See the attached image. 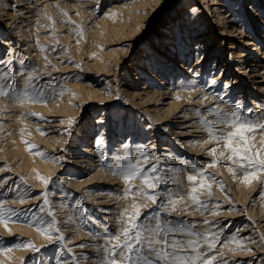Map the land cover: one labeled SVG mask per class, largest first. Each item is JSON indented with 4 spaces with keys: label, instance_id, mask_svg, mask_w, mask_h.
<instances>
[{
    "label": "bare ground",
    "instance_id": "obj_1",
    "mask_svg": "<svg viewBox=\"0 0 264 264\" xmlns=\"http://www.w3.org/2000/svg\"><path fill=\"white\" fill-rule=\"evenodd\" d=\"M58 13L83 23L82 38H71L66 30L63 33L66 28L61 29L59 18L52 24L46 17H58ZM159 22L160 29L156 27ZM54 26L62 32L68 50L83 51V71L74 81L61 82L62 75L50 70L47 77L42 75L45 66L41 61H49L45 57L50 55L47 51L42 55L38 43L49 40L44 33ZM107 36H125L116 42L126 49L97 45L95 41ZM0 69L10 71L13 93L23 92L26 77L34 73V88L28 92L39 91L44 101L21 105L0 98V109L6 112L0 113L1 129L8 131L4 147L5 131L1 132L0 149L7 148L10 157L26 170L27 180L34 181L35 189L45 187L42 180L46 179L50 181L46 187L60 191H48L49 203L67 219L63 221L75 220V210L80 215L84 211L102 214L100 221L106 225L98 227L94 241L98 254L92 263L100 264L103 258L101 237L119 233L123 226L120 213L130 209L137 190L147 188L143 176L128 184L123 179L129 164H136L145 151L149 158H140L143 175L155 166V176L161 177L159 187L154 188L160 191L158 202L167 204L169 197L177 201L175 211L171 205L167 212L161 211L163 226L199 234L170 233L169 240L185 246L189 240L197 241L201 253L222 257L214 264H264V244L260 243L264 173L245 183L243 172L227 159L223 142L209 139L198 115L214 121L208 109L218 106L230 112L239 104L247 110L245 115L264 123V0H0ZM217 96L223 99H214ZM28 117L36 120L33 125L39 130L34 136L48 145L42 153L49 159L39 155L35 159L24 152L21 139L29 135L20 134V129L30 122ZM211 127L223 135L233 131L223 124ZM262 134L264 129L255 133L253 152L262 147ZM71 135L74 138L68 143ZM97 141L102 143L97 145ZM53 157L60 159L51 162ZM213 162L215 167H207ZM196 168L216 181L209 179L210 189H199L198 178L195 195L199 204L191 200L192 185L187 180ZM129 186L132 192L125 198ZM93 188L107 192L93 193ZM208 199L222 203L226 199L229 204L224 206L230 210L223 211L220 203ZM148 220L141 224L154 228L153 219ZM28 228L20 231L32 236L35 244L46 240L35 227ZM209 233L216 241L211 251L201 238ZM234 236L235 243L231 242ZM24 251L7 253L4 261L16 264Z\"/></svg>",
    "mask_w": 264,
    "mask_h": 264
},
{
    "label": "snow or ice",
    "instance_id": "obj_2",
    "mask_svg": "<svg viewBox=\"0 0 264 264\" xmlns=\"http://www.w3.org/2000/svg\"><path fill=\"white\" fill-rule=\"evenodd\" d=\"M64 15L66 16L67 13H64ZM49 19L51 18L49 17ZM68 22L70 23V21ZM81 34L82 32H77V35ZM41 50L43 51V49ZM34 75L35 74L33 73L26 77L25 89L23 92L17 91L13 93L10 71L0 69V98H11L13 102L21 105L28 102L43 103L44 101L41 98L42 94L39 91H36L35 94H30L28 92V88H34V85L32 84ZM211 83L213 85L216 84L215 78L211 80ZM224 87H227V85H224ZM177 99H179V97H177ZM203 99L207 100L208 96L205 95ZM214 99L222 100L223 98L217 96L214 97ZM245 112H247L246 109L242 110L241 105L236 104L230 112H223L218 106L216 108L208 109V113L215 116L216 119L214 121L203 119V114L198 113V115H201L199 123L207 129L209 139L215 141L217 144L223 142L224 147L229 152L227 159L236 163L238 168L244 174V182L248 183L252 179L258 178L259 174L264 173V155H262V153H264V134L261 135L260 140L262 147L255 152L252 151L255 147V133L257 130L264 129V123H262L260 119L253 120L250 116L245 115ZM67 123L71 125L73 121L69 120ZM214 123L223 124L232 128L233 131L223 135L211 127ZM101 143L102 141H97V145ZM29 147L31 148L34 146ZM211 152L215 155L216 149H212ZM36 154L45 159H49L42 152H37ZM100 156L101 159L104 158L102 152L100 153ZM220 156L223 157L224 153L221 152ZM141 157L145 160L149 158L147 152L141 151L137 157L138 162L136 164H129V171L126 174H123V179L125 183L128 184L132 179L143 176L142 183L147 188L154 189L157 186V183L161 181V177L155 176L158 169L154 166L151 169V175H143L144 169L141 167ZM59 159V157H53L51 158V162H56ZM158 163L159 160L157 158V164ZM215 166V162L207 165L209 168ZM193 171L195 174L188 175L187 177V180L192 185L190 198L194 203L199 204L200 202L195 193L199 189H210L211 185L207 183L209 179H212L213 182L216 181L215 178H210L206 175L204 169L196 168ZM229 172H232L233 175H235L232 168H229ZM197 181L199 182V189L196 186ZM42 182L46 186L50 183V181L46 179L42 180ZM4 183H6V179L0 180V185ZM20 183L24 184V181L21 179ZM220 187L223 188L222 183L220 184ZM124 192L125 198H128L132 192L131 187H126ZM137 194L151 201L153 205H157L153 217L155 227L151 228L138 223L141 219V212L139 211L141 206L133 202L130 209H125L120 213V219L123 221V226L119 230V233L101 237L104 241L103 245H101L104 255L100 260V264H214L217 257L215 255L207 256L205 253H201L197 247V241L189 240L185 246L174 239L169 240L168 236L170 233L188 232L190 235H199L192 233L190 229L187 228L163 226L161 211L167 212L168 205H171L172 211H175L176 200L169 197L167 204H158V197L155 193L149 194L148 192L137 190ZM42 196L43 202L38 206L39 211L41 212H43L49 205V192H44ZM17 198L23 203L27 197L18 192ZM31 198L37 199L35 196ZM6 202V200L0 199V223L4 224L6 229L8 223H25L30 227H35L36 230L41 232V234L48 240L59 242L70 256V260H57L56 264H80V261L73 254V249L67 247L68 241L60 233L56 220L52 218L53 212L51 209L48 210L47 215L52 219L48 221H45L42 216H37L35 213H33L28 219H22L21 217L24 215L23 213L17 212L13 209H5L4 205ZM213 214L215 215L216 213L214 212ZM201 238L207 244L209 251L216 248V241L212 238L211 233L204 235ZM231 242H237V237L234 236ZM260 243L264 244V236L261 237ZM240 244L241 246L243 245L242 240L240 241ZM79 247H84V245H79ZM13 248L30 249L33 252L40 251V249L36 248L30 241L22 242L17 238L16 241L8 242L3 238H0V253H10L13 251ZM186 249L191 250L193 254L188 255ZM85 259H87V257H85ZM22 264H27V262H22Z\"/></svg>",
    "mask_w": 264,
    "mask_h": 264
},
{
    "label": "rangeland",
    "instance_id": "obj_3",
    "mask_svg": "<svg viewBox=\"0 0 264 264\" xmlns=\"http://www.w3.org/2000/svg\"><path fill=\"white\" fill-rule=\"evenodd\" d=\"M54 7L56 8L55 11L58 12V8L55 5H54ZM41 16H46V15L41 14ZM46 17L48 19H49V17L51 18L50 21L52 24L59 21L61 24L60 26H62L61 29L66 28V29H63L61 31L63 32L64 30H66L67 35L69 33H71V35H73V37H72L69 34V36L71 38H74V39L82 38L81 35L83 36V34H81L78 37L77 32L79 31V32L84 33L82 31V29H83L82 24L83 23L79 24L76 20H70L69 18L64 17L61 13L59 14L58 17H54L53 14L48 15ZM68 21H70V23ZM40 22H41V20L38 21V25ZM161 26H162V23L160 24V22H159V24H157L156 27L158 29H160ZM48 30L46 29V32L44 34L47 35L49 40L38 43V46H40V51H41V49H43V51H41L42 55H44V56L47 55L45 51H47V53L50 55V56L45 57V58L49 59V61H46V59H44L45 61H43V60L41 61L42 62L41 64L43 66H45V68H41L42 69L41 70L42 75L47 77V75H48L47 72L50 70L49 72H52V71L58 72V74L62 75L63 80L61 82H64V81L70 82V81H74V80L78 79V77L80 76V72L83 71L82 70L83 69V62H84L83 51L80 48H77L74 50H68V48L66 46L67 45L66 42H64V39L60 37V34H62V32H60L58 30L57 26H54V28L50 27V28H48ZM74 33L77 36H75ZM53 36H55V37H53ZM58 37H60L63 40L59 39ZM124 37L120 38L117 36H107L105 38H100L99 41H95V42L97 43V45H99L102 48H104L105 46H109V45L110 46L118 45V46L114 47V49L125 50L126 49L125 46H122V44H120L119 42H116V39L121 40V39H124ZM50 39L52 41H50ZM45 42H48V43H45ZM90 43H92V42L90 41ZM42 75H41V77H42ZM49 75L52 77L55 76L52 73H50ZM0 113L3 114L6 112H4L3 110L0 109ZM99 116L100 115H98L97 118ZM28 120L30 122H28L27 125H23V127L20 129V134L23 133V134L29 135V137H27V138L21 137L22 138L21 139V145H22L23 150L26 154H28V155H30L36 159V157L38 156L36 153L42 152V149L48 148V145L41 140L42 139L41 137L34 136V135H36L35 131L39 130L37 126L33 125V123H35L34 121H36V120L32 119L31 117H28ZM2 121H3V119H0V135H1V132L3 131L1 129V122ZM4 131H5L4 137H3V139H1L3 142V145H2L3 147L7 141L4 139L6 138V136H8L7 135L8 131L7 130H4ZM74 134H76V132H74ZM69 138L70 139H69L68 143L74 138V135H71ZM1 140H0V143H1ZM6 145H8V144H6ZM29 146H34V147L30 148ZM3 147L1 148L3 152L0 149V180L6 179V183L0 185V199L7 201L4 205L5 209H13V210H17V212L23 213L24 215L21 217L22 219H28L29 217L32 216L33 213H35L37 216H42L45 221H48V220L54 218L57 222L59 229H60V233L68 241L67 247L73 249V254L80 261V264H94V263H92L91 260L94 258L95 255L98 254L97 250L94 248V244H95L94 241L98 240L97 236H99V235H97V232H99L98 227L106 225V223H103L102 221H100L102 214L96 213L94 211L92 213L88 214L87 212L84 211V213H81V215H80L78 212L76 214V212H75L76 210H75V211H73L75 214V220H71V221L68 220L65 222L63 220H67V219H64V217L61 216L60 213L56 214V211H54L55 209H53L54 206L51 205L50 203H49L48 207L44 209L43 212L39 211L38 206L41 205L43 202L42 194L44 192H46V191L51 192L52 191L53 194H57L60 191H57L55 189L51 190L52 187L50 188V187H46V186L45 187H37V189H35L34 181L33 180L29 181L26 178V173H27L26 170L20 168L17 160L10 157V155L8 154L7 148L3 149ZM40 157H42V156H40ZM150 174H151V171H150L149 175ZM21 179L24 181V184L20 183ZM84 179H86V177ZM92 181H94V180H92ZM160 182H158V184H160ZM158 184L155 187L156 190L159 187ZM155 189H153V190H155ZM149 190H152V189H149ZM156 190H155L156 195L160 194L159 193L160 191H156ZM92 191H93V193L98 192V194H105L107 192V191H105L104 193H101L102 191H96V189H94V188ZM140 191L149 193L147 188H141ZM18 192L21 194H24L27 197L23 203H21L20 200L17 198ZM33 196L37 197V199H32L31 197H33ZM101 196L102 195H98V198H101ZM229 196H230L229 192L225 193V197L227 199L229 198ZM157 197L159 198V196H157ZM49 200H50V194H49ZM208 201L214 202V203H220L219 207L222 209L225 208L223 211H229L230 210L229 207L224 206V205H226V203L229 204V201H226V199H223V201L225 203L224 202L222 203L221 201H218V200L216 201V200H209L208 199ZM135 202H136V204L141 206L139 209V211L141 212V219H140V221H138V223H141L143 220L149 221L148 219H153V217L155 215L154 210L157 208V205H153L151 201H149L146 198L141 197L139 195L137 196ZM22 204H26V205H24L23 207H18V206H21ZM158 204H159V202H158ZM49 209H51L53 212L52 218L48 217V215H47V212ZM145 218H148V219H145ZM67 222L70 223L69 229L65 228L66 226H68ZM0 225H1L0 226V238H3L5 241H8V242L16 241L17 238L22 242H29L30 241L32 244L35 245L36 248L40 249L39 252H33V251L31 252L30 249H25V251H24V249L13 248L14 251L22 250L25 252V254L23 256H21L22 258L19 257L16 264H20V263L22 264V262H27V264H32V262H33V264H56V261L60 260V259L61 260H70V256L68 255V253L65 251L64 247H62L59 242L50 241L45 237L46 238L45 241H41L40 243L35 244L34 242H36V241L34 240V238L32 236H30L28 233L20 231V229H29L28 227H30V226H28V224H25V223H8L7 229L5 228L4 224L0 223ZM89 225H92L93 227H91L89 229L87 227ZM30 228H34V227H30ZM79 245H84V247H79ZM5 255L6 254L0 253V264H8L4 261ZM85 257H87V259H85ZM56 258H57V260L55 261ZM218 258H222V257H217V259Z\"/></svg>",
    "mask_w": 264,
    "mask_h": 264
}]
</instances>
